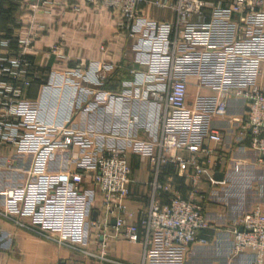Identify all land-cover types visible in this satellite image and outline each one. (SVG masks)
<instances>
[{"label":"built area","instance_id":"2783aa9c","mask_svg":"<svg viewBox=\"0 0 264 264\" xmlns=\"http://www.w3.org/2000/svg\"><path fill=\"white\" fill-rule=\"evenodd\" d=\"M86 2L116 9L121 28L148 44L146 74L162 86V95H156L160 100L158 137L133 144V151L151 164L154 173L150 203L139 221L143 264H186L194 245L207 244L200 235L208 228L200 186L212 150L203 141L222 143L216 130L202 133L201 140L181 139L182 130L192 129L199 116L196 103L187 107L188 77H197L198 87L215 92L214 116H225L231 99L246 103L250 148L264 157V90L253 79L264 62V0ZM26 7L30 12L27 35H14L0 43L1 47L13 39L18 43L17 54L0 57V148L8 145L17 154L29 156L31 162L24 183L0 191V217L60 248L122 264L106 257L105 241L137 242L140 237L127 205V151L120 147L98 150L90 134L73 124L40 120L38 106L24 96L32 74L29 52L34 31L44 26L40 17L52 14L57 6L53 0H29ZM155 12L171 13L172 18L160 19ZM66 154L70 155L68 165L63 163ZM58 158L63 164L53 168ZM167 165L175 166L188 182L185 197L169 182H158ZM85 181L99 193V219L92 218V197ZM160 193L171 195L168 203L160 204ZM89 227L102 237L99 251L86 245ZM230 232L232 257L251 254L255 264H264L262 205L241 214Z\"/></svg>","mask_w":264,"mask_h":264},{"label":"crops","instance_id":"0c3cea01","mask_svg":"<svg viewBox=\"0 0 264 264\" xmlns=\"http://www.w3.org/2000/svg\"><path fill=\"white\" fill-rule=\"evenodd\" d=\"M27 1L0 0V43L14 35H27L30 17L24 4ZM85 8V12H99L101 15L98 16L102 18L83 26V30L90 34L88 37L71 31L61 40L62 32L55 22L52 23V16L40 17L43 28L48 29L42 35L38 33L40 29L37 31L29 54L31 82L25 88L24 96L36 103L41 121L57 125L73 124L90 134L89 140L98 150L120 147L127 151L130 168L127 205L132 215L131 223L137 225L140 237L137 242L122 238L107 239L105 252L109 260L118 263L143 264L145 247L139 221L150 203L154 173L151 164L133 151V144L158 137L160 100L156 95H162V86L146 74L147 42L143 38H126L124 29L121 36H114L111 30L113 22L107 18L109 12ZM13 10L15 12L11 13L15 21L5 20V14L10 13L7 11ZM155 15L160 19L172 18V14L166 12H155ZM57 43H61L64 50L61 48L59 54L50 52L51 46ZM17 53V39H13L8 46L0 45V57ZM188 78L187 107L192 108L196 103L199 116L192 129L182 130L179 134L181 139L201 140L202 133L216 130L222 135V143L203 141L212 150L210 162L205 163L207 174L200 186V192L205 196L203 205L208 222V228L200 235L207 240V244L194 245L186 264H255L251 254L232 257L230 253V230L234 222L255 205L264 207V158L250 148L246 103L231 99L227 114L214 116L211 108L215 92L198 87L200 79L197 77ZM253 79L264 90V62L258 66ZM175 153L173 151L171 155ZM219 155L224 156L221 164ZM69 156H64V165H68ZM30 162L29 156L17 154L8 145L2 146L0 191L24 183L28 178ZM259 162H263V166H259ZM63 163L58 158L52 167L59 168ZM216 173L223 174L222 181L213 179ZM256 176L261 183L257 187H246L247 180ZM157 180L161 184L169 182L178 195L186 196L188 182L175 166H164ZM241 180H246L241 183L246 190L244 185L243 188L239 185ZM84 186L92 197V218L99 219V193L87 181ZM170 197V194L160 193L158 201L166 204ZM24 223L29 224L27 220ZM101 242L102 237L96 230L86 229V245L89 248L99 251ZM0 264L114 263L60 248L54 242L0 217Z\"/></svg>","mask_w":264,"mask_h":264},{"label":"rangeland","instance_id":"374dc122","mask_svg":"<svg viewBox=\"0 0 264 264\" xmlns=\"http://www.w3.org/2000/svg\"><path fill=\"white\" fill-rule=\"evenodd\" d=\"M53 2H54V5L57 6V9L52 14H50V15L47 14L46 16H52V18H51L53 21L52 23L55 22L56 27L60 28V31L62 32L60 35L61 40H63L66 36H68L71 31L73 33L77 32L78 34H80L82 36L88 37L87 35H90V34L86 33L85 30H83V26H85V25L87 26L93 20L94 21L95 20L96 21L102 20V18H99V16H98V15H101V14H99V12H97L96 14L85 12V11H83V10H87L85 7L99 8L98 10H101L102 12H109V13H107L108 14L107 18L109 21L113 22V28L111 29L112 34L114 36H121V31L124 28H121V16H120V13H118V11L116 9L102 7L99 4H97V2L88 3V2H86V0H74L72 2L69 0H53ZM24 4H26V3L24 2ZM46 16H43V17H46ZM97 17H98V19H97ZM46 27H47V24H46ZM47 29L48 28L40 29L38 31V33H40L39 35H42L43 33H47ZM124 30L126 32L125 33L126 38H129V39L134 38V37L139 38L138 35H135V34H134L135 36L132 35L131 30H129V29H124ZM34 33H35L34 34V40H35V38L37 36V32L34 31ZM95 33L96 32H94V34ZM84 34H86V35H84ZM33 45H34V43H33ZM61 48L63 51L64 50L63 45L61 43H57L56 45L51 46L50 52H53L55 54H59ZM48 51H49V49H48ZM29 54H30V52H29ZM124 54L127 55L126 52ZM146 55H147V52H146ZM63 66L65 67V65H63ZM219 157L221 159L220 160V164H221L224 160V156L219 155ZM259 166H263V162L262 163L259 162ZM254 178L257 179V176ZM254 178H253V180H250V179L247 180L248 184L246 185V187H248V186L257 187V185H259L258 183H261L260 179L255 180ZM245 181L246 180H244V181L241 180L239 185H241V187H242L244 184H241V183H243ZM243 187L242 188L244 190H246L245 185ZM246 194L248 196V193H246Z\"/></svg>","mask_w":264,"mask_h":264},{"label":"trees","instance_id":"16d2710c","mask_svg":"<svg viewBox=\"0 0 264 264\" xmlns=\"http://www.w3.org/2000/svg\"><path fill=\"white\" fill-rule=\"evenodd\" d=\"M69 1L72 2V1H74V0H69ZM15 9H16V8H14V10H15ZM14 10H13V11H7V12H10V13H9V14H5V16L7 17V18H5V20H7V21H12V20L15 21V20H14L15 16H14V14L12 15V13L15 12ZM11 12H12V13H11ZM7 35H8V34H5V36H7ZM5 36H4V37H5ZM29 58H30V57H29Z\"/></svg>","mask_w":264,"mask_h":264},{"label":"water","instance_id":"95a60500","mask_svg":"<svg viewBox=\"0 0 264 264\" xmlns=\"http://www.w3.org/2000/svg\"><path fill=\"white\" fill-rule=\"evenodd\" d=\"M249 132H250V129H249ZM262 158H264V157H262ZM213 179L216 181H222L223 180V174L222 173H216V174H214Z\"/></svg>","mask_w":264,"mask_h":264}]
</instances>
